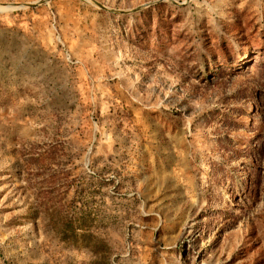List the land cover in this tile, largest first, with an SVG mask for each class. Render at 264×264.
Returning <instances> with one entry per match:
<instances>
[{"label":"rangeland","instance_id":"1","mask_svg":"<svg viewBox=\"0 0 264 264\" xmlns=\"http://www.w3.org/2000/svg\"><path fill=\"white\" fill-rule=\"evenodd\" d=\"M0 264H264V0H0Z\"/></svg>","mask_w":264,"mask_h":264},{"label":"trees","instance_id":"2","mask_svg":"<svg viewBox=\"0 0 264 264\" xmlns=\"http://www.w3.org/2000/svg\"><path fill=\"white\" fill-rule=\"evenodd\" d=\"M78 229H82L83 232L79 233ZM63 235L65 240H68L75 245H84L86 247H91L95 252H98L102 249V252H105L109 249V247H107V243L103 239L99 238L97 235L90 232L86 228H76L73 226H69L65 231H63Z\"/></svg>","mask_w":264,"mask_h":264}]
</instances>
